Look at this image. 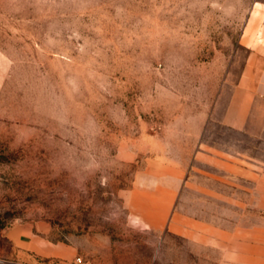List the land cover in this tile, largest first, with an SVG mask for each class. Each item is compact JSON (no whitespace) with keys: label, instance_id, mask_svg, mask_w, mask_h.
<instances>
[{"label":"rangeland","instance_id":"374dc122","mask_svg":"<svg viewBox=\"0 0 264 264\" xmlns=\"http://www.w3.org/2000/svg\"><path fill=\"white\" fill-rule=\"evenodd\" d=\"M245 43L264 0H0V264H264Z\"/></svg>","mask_w":264,"mask_h":264},{"label":"crops","instance_id":"0c3cea01","mask_svg":"<svg viewBox=\"0 0 264 264\" xmlns=\"http://www.w3.org/2000/svg\"><path fill=\"white\" fill-rule=\"evenodd\" d=\"M245 55L240 71L231 83L232 90L219 107L222 116L215 119L219 134L226 130L246 135L248 141L264 139V48L243 44Z\"/></svg>","mask_w":264,"mask_h":264},{"label":"built area","instance_id":"2783aa9c","mask_svg":"<svg viewBox=\"0 0 264 264\" xmlns=\"http://www.w3.org/2000/svg\"><path fill=\"white\" fill-rule=\"evenodd\" d=\"M76 264H83V263H82V261H80V259H77Z\"/></svg>","mask_w":264,"mask_h":264}]
</instances>
